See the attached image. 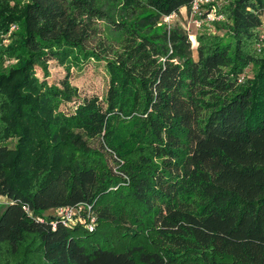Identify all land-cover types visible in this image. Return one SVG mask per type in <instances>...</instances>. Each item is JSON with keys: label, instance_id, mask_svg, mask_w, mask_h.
<instances>
[{"label": "trees", "instance_id": "obj_1", "mask_svg": "<svg viewBox=\"0 0 264 264\" xmlns=\"http://www.w3.org/2000/svg\"><path fill=\"white\" fill-rule=\"evenodd\" d=\"M192 1L0 0V252L25 247L14 264H264V0L221 6L224 34L197 32L196 58L180 26L156 29ZM89 61L101 97L69 81ZM81 203L92 230L43 216Z\"/></svg>", "mask_w": 264, "mask_h": 264}, {"label": "rangeland", "instance_id": "obj_2", "mask_svg": "<svg viewBox=\"0 0 264 264\" xmlns=\"http://www.w3.org/2000/svg\"><path fill=\"white\" fill-rule=\"evenodd\" d=\"M149 13H151L150 10H143L138 14V16L139 18H141V17L146 16ZM139 23L143 24V28L145 30H152L153 28V26L147 21L142 20ZM162 23L166 24L164 23V21L161 20L160 22H158L156 29L162 30V26H161ZM169 26L170 27L180 26L182 29H184L188 33L189 39L191 40V53L194 58H196L197 42L195 39V35L197 32L205 31V32H211L212 34H220L221 36H223L224 34L223 29H218L213 24H206L205 28L196 27L190 21L185 10H182L177 16L172 18L170 20ZM102 27L104 28V32L106 36L109 38V40L114 42L116 45H118L119 42H121L123 35L120 32L116 31L110 25H107L105 23H102ZM259 38L260 39L264 38V25H262L261 28L259 29ZM6 42H8V40H6ZM255 48L257 50L258 43L256 44ZM9 62L12 63L14 62V60L5 61L4 65H6ZM102 64L103 63L89 61L85 63L83 68L81 69L72 68L70 70L69 81L73 86H75L78 89V94L80 97L93 96V95L98 96V97L103 96L107 88V76L104 72V67ZM47 69H48V76L46 77L47 81L49 83L60 86L61 81L64 79L65 74H66L65 69L61 65H59L55 60L48 61ZM36 73L39 76V78L41 79L43 78V72L41 68L38 66H36ZM253 73H254V66L250 64L244 69L242 76L252 77ZM74 106H75V99L61 103L60 108L61 110L67 113H70L73 111ZM14 142H15V139L10 140V145L13 146ZM6 203H7V200L5 198H0V212L3 210L4 205ZM54 213H55L54 209H50V210L45 211L43 216L53 215ZM85 222L84 223L77 222L76 224H81L86 227V225H88L90 221L86 220ZM30 242L31 240L29 238H26L22 246H25L29 243V245H27V248H29L28 246H31L30 248H34L33 244ZM24 254H25V247H22L16 254H11L10 252H7L6 250L4 251L2 250L0 252V264L18 263L24 258Z\"/></svg>", "mask_w": 264, "mask_h": 264}, {"label": "built area", "instance_id": "obj_3", "mask_svg": "<svg viewBox=\"0 0 264 264\" xmlns=\"http://www.w3.org/2000/svg\"><path fill=\"white\" fill-rule=\"evenodd\" d=\"M228 1L229 0H193L190 8H184V10L186 11L190 21L196 27L200 28L203 24H210L213 21L222 20L224 16L219 9L221 6L227 4ZM177 15V13L165 15L161 20L169 26L170 20ZM24 208L27 209L26 206H24ZM54 211L55 213L53 215L64 224L74 225L77 222L84 223L88 220L90 222L86 225V227L89 230L94 228L95 215L91 210V207L87 204L81 203L76 206L57 207Z\"/></svg>", "mask_w": 264, "mask_h": 264}, {"label": "crops", "instance_id": "obj_4", "mask_svg": "<svg viewBox=\"0 0 264 264\" xmlns=\"http://www.w3.org/2000/svg\"><path fill=\"white\" fill-rule=\"evenodd\" d=\"M184 10V8L181 9V11Z\"/></svg>", "mask_w": 264, "mask_h": 264}]
</instances>
